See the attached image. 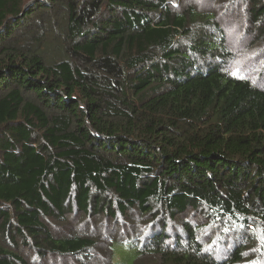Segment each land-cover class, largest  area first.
I'll use <instances>...</instances> for the list:
<instances>
[{"label": "trees", "instance_id": "16d2710c", "mask_svg": "<svg viewBox=\"0 0 264 264\" xmlns=\"http://www.w3.org/2000/svg\"><path fill=\"white\" fill-rule=\"evenodd\" d=\"M201 7L0 0V264L89 257L51 225L97 214L149 223L132 264H264V59L224 29L264 0Z\"/></svg>", "mask_w": 264, "mask_h": 264}, {"label": "rangeland", "instance_id": "374dc122", "mask_svg": "<svg viewBox=\"0 0 264 264\" xmlns=\"http://www.w3.org/2000/svg\"><path fill=\"white\" fill-rule=\"evenodd\" d=\"M190 2L193 5H200L206 9L205 6L211 5L213 2L219 5L223 0H183L184 7L187 8ZM231 11L226 14L224 29L228 35L232 49L237 54V65H241L244 70H247L244 60L253 54L257 55L258 61L264 59V42L254 41L256 34L250 33L252 30L250 31L249 16L246 11L237 12L233 8H231ZM255 55H253L252 62L256 59ZM252 62L250 68H253ZM261 63L260 69L263 67L264 62ZM261 75L264 77V70H262ZM132 213L136 214L135 211ZM135 224H137L136 230L134 228ZM135 224L131 225L129 221L122 218L115 220L105 214H97L91 217H69L65 222H53L51 227L57 236H65L71 232H87L98 240V244L95 246L92 255L86 258H59L55 255H50L43 258L42 261L35 258L30 250H25L22 246L19 251L27 256L29 264H111V258H113L112 264H132L137 246L134 247L131 243H116L112 251L110 245H112L111 239L122 240L128 236L136 235L138 228L141 230V226H147L149 223L146 220L140 222L138 220V222L135 221ZM141 234L143 235V232ZM157 260L152 255L144 256L142 264H156Z\"/></svg>", "mask_w": 264, "mask_h": 264}]
</instances>
